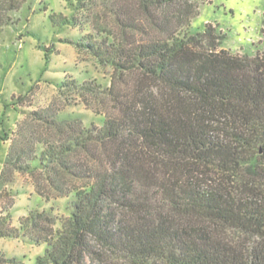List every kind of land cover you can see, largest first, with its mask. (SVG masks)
<instances>
[{"label": "trees", "instance_id": "trees-1", "mask_svg": "<svg viewBox=\"0 0 264 264\" xmlns=\"http://www.w3.org/2000/svg\"><path fill=\"white\" fill-rule=\"evenodd\" d=\"M67 1L80 16L50 19L90 27L70 43L119 74L106 90L115 113L44 143L28 159L38 166L17 155L41 196L44 173L57 197L74 194L73 211L60 229L49 211L30 212L0 236L46 245L36 264H264V21L263 47L249 55L222 48L210 23L190 31L198 0H112L126 37L101 25L109 0ZM0 264L23 263L1 254Z\"/></svg>", "mask_w": 264, "mask_h": 264}, {"label": "rangeland", "instance_id": "rangeland-1", "mask_svg": "<svg viewBox=\"0 0 264 264\" xmlns=\"http://www.w3.org/2000/svg\"><path fill=\"white\" fill-rule=\"evenodd\" d=\"M0 4V228L5 221L11 228H21L20 220L30 212L45 210L55 219L54 228L60 229L71 216L75 195L57 197L44 173L40 184L49 198L41 196L36 175L17 169L14 160L19 155L23 166H38L28 159L40 155L44 143L71 137L75 129L102 126L106 114L115 113L106 90L120 76L111 65L70 43L89 32V26L82 30L52 23L53 14L80 16L70 1L26 0L14 10L7 9L8 0ZM111 4L109 0L96 11L102 27L121 36L123 30L110 11ZM198 4L191 32L210 23L223 37L221 47L233 53L253 55L263 47L264 0H198ZM73 80L93 82L101 89L88 92L74 85L62 86ZM61 174L69 185L83 183L63 170ZM20 232L26 235L31 229L24 227ZM21 237L9 240V247L23 254L22 263L36 264L46 245L40 247L27 236Z\"/></svg>", "mask_w": 264, "mask_h": 264}, {"label": "crops", "instance_id": "crops-1", "mask_svg": "<svg viewBox=\"0 0 264 264\" xmlns=\"http://www.w3.org/2000/svg\"><path fill=\"white\" fill-rule=\"evenodd\" d=\"M9 240L19 241V240H23V238L22 237H20V238H8V237H1L0 236V246H1V249H3V252H1V253L7 258H17V259L21 260L23 258V254L13 252L12 249L9 247V244H10L8 242ZM31 245L33 246V244H31ZM40 247H42V245H40Z\"/></svg>", "mask_w": 264, "mask_h": 264}]
</instances>
